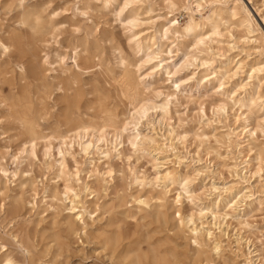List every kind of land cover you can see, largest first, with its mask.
I'll return each instance as SVG.
<instances>
[{
	"label": "rangeland",
	"instance_id": "1",
	"mask_svg": "<svg viewBox=\"0 0 264 264\" xmlns=\"http://www.w3.org/2000/svg\"><path fill=\"white\" fill-rule=\"evenodd\" d=\"M167 1L124 6L125 0H0V264L6 256L13 264H264V0H231L218 34L197 48L194 37L182 38L174 30L164 36L174 15L179 31L188 20L182 8L171 13ZM236 3L246 7L250 23L242 21L241 10L233 14L230 7ZM23 10L38 12L50 28L31 51L10 42L29 33L20 24ZM210 32L205 26L198 36ZM151 33L156 58L146 62L133 46V34ZM36 57L50 62L41 79L48 112L41 132H63L72 106L79 117L102 123L99 92L118 119L132 121L129 134L137 130L129 111L145 102L149 110L138 118L137 128L148 139L137 148L124 142L119 155L112 151L105 158L92 131L82 138L84 144L92 142L88 153L78 145L81 136H72L69 176L59 178L60 139H50V156H45L44 141L32 153L4 100L11 90L35 93L40 86V76L31 74ZM122 61L139 79L146 74L134 101L120 82ZM154 64L164 68L152 73ZM258 66L262 71L253 73ZM166 67L176 73L168 74ZM67 75L75 78L80 93L72 105L58 84ZM164 104L167 114L159 107ZM104 129L114 142L112 128ZM251 138L263 149L261 156L249 149ZM3 170L9 172L8 182ZM166 171L178 182L167 184L171 191L163 206L156 197L165 188L161 175ZM66 186L73 192L67 193ZM178 192L182 197L176 203ZM141 197L147 205L137 201ZM235 201V210L228 209ZM201 210L228 215L196 214L188 221L191 212ZM194 227L203 232L199 243ZM214 244L220 245L219 253Z\"/></svg>",
	"mask_w": 264,
	"mask_h": 264
},
{
	"label": "bare ground",
	"instance_id": "2",
	"mask_svg": "<svg viewBox=\"0 0 264 264\" xmlns=\"http://www.w3.org/2000/svg\"><path fill=\"white\" fill-rule=\"evenodd\" d=\"M135 1L136 0H125L124 6L131 4ZM230 2H231V0H168L167 4H168V8H169L170 12L175 13L178 9L182 8L185 10V12L188 16V20H187V23L184 27V30L179 31L178 29H176L174 27V26H176L175 24L179 22L177 16L174 15V17L169 21L172 24L170 26H165L163 29L164 30V36L166 37L169 31L174 30V33L177 34L178 36L182 37V38H184L185 35H187L188 37H194V45L196 46V48L199 47L201 44H205L207 37L210 38L212 34H218V29H219L220 25L223 23V20L225 18L224 15L226 13V9L229 6ZM207 4H210L211 7H209L210 11L205 15L203 13V10L206 9ZM230 8L234 11V13H233L234 15H237L239 13V11L241 10L242 12H244L246 14V16L243 17L242 21L248 22V23L251 22L252 19L250 18L249 12L247 11V9L244 5H239L236 3L233 6H231ZM19 20H20L21 26L27 27L29 33L26 34V36L24 38L22 36H16V37L12 38L10 40V42L12 44L17 43L21 48L24 47V48H26V50L31 51L33 49V47L36 45V43L39 41V39L42 36H44L46 33L49 32L50 28L47 26L48 21L45 20L44 18H42V16L38 12H34L33 10H23L20 14ZM205 26H209L211 29V32L207 35L202 34V35L198 36L199 29L205 28ZM52 27L53 26H51V28ZM153 35H152V33L149 36H141L140 34H133V37H135V41H134L133 46L139 52V54H140V52L142 54H144V56L146 57V60H145L146 62L152 61L156 58L155 56H153L155 54L154 43H153L155 38ZM151 41H152V43H151ZM12 44H10V45H12ZM7 47H8V45L5 46V48H7ZM179 52H180V50H179ZM185 54H186V52H185ZM87 58L91 59L90 56H87ZM61 60L64 61V58H62ZM75 61L77 62L76 58H75ZM96 62H97V60H96ZM203 63L207 64V63H211V62L205 60ZM48 64H50V62L47 60V58L44 61H42V60H39L37 57L34 59V62L32 63V70H31L32 76H37V77L40 76V78L38 79L40 81V86L36 88L35 93L32 94L27 88H22V90L18 93H14L11 90L10 94L8 96H6L4 100L8 102V105L11 109V112L13 113V116H15L16 119H18L20 121V124H21L22 129H23V133L26 136V144L32 148V153H34L37 144L40 141H44L46 143L45 144V156L46 157L50 156L51 155V149H52L50 139L53 138L54 136L56 138L60 139L57 153H58V155H60L59 159H61V160H59L56 163V165L58 166L57 170H58V177L59 178L64 179L66 181L68 179L67 177L69 176V172L67 170V164H66V155L69 154L70 150L73 149L72 138L77 139V136L78 137L81 136L80 137L81 140L77 139L78 145L81 146V149H83L85 151V153H88L89 149L92 147V142L90 141V142L84 144L82 142V138L85 137L86 135H88L90 133V131H92L93 134H95V136H96V145L95 146L99 151H101V153L104 154L103 157H105V158H109L112 151L118 152L117 154L119 155L121 152L119 151L118 147H119V145L124 144V142H128L132 147L137 148L141 141H145L148 139L146 136H142L141 133L139 132L138 128H137L138 127V118H144L147 115V112L149 110V108L147 107V104L145 102H141V103L138 102L137 104L135 103L136 105H134L132 111H129L130 112L129 115H131L130 117L131 118L135 117V119L137 120V122H135L133 124L134 129H137L136 132L129 134L127 131H128V129H130L129 127H130L132 121L124 119V118L118 119V117H117L118 115H116L113 110H110L108 108L106 97L103 96L99 92H97V94H96V100H97V104H98V112L101 115L102 123H96L94 121H91L88 118L83 119V118L79 117V115L76 114V112L72 106L68 115H66L65 123H64L65 129L63 132L61 130H59L58 128H57V130L50 132V134L49 133H43L44 130L41 132V128H42L41 127V125H42L41 120L45 121L47 113H48L47 107H46L45 102L43 100L47 94L46 93L47 85H45V82H42L41 79H42V76L43 77L47 76V74L45 72L47 70H50V68H48V66H47ZM122 64L124 66L123 74H122L123 78L120 82L123 85V90H124L125 95L129 98V100L133 99V101H134L136 99V95L141 90L142 79L146 78V76H145L146 74H142L141 75L142 78L139 79V76L137 75V71L135 69L131 68L130 65L125 63L124 61H122ZM59 65H60L62 71L65 72L66 70L63 69L62 65L61 64H59ZM161 67L162 66L160 64H154L150 67V69H152V73H153L157 69L159 71L160 69L164 68V67H162V68ZM139 69L140 68L138 67V70ZM169 69H170V67H166L168 74L173 75L176 73V71H170ZM260 71H262V68L260 66L252 68L253 73L260 72ZM20 76H22V79H24L26 74L21 70ZM252 78H254V77H252ZM62 79L63 80L60 81V83H58V84H61L60 88H64L66 90V92L68 93L69 104L72 105L73 103L76 102L77 98L80 97V93L74 87L76 80L74 77H72V75H70V76L67 75V77L62 78ZM258 81L261 82L259 79H258ZM118 83H119V81H118ZM179 83H181V81ZM202 85L206 86L207 83L206 84L203 83ZM179 86H180V84H177V87H179ZM132 104L133 103H131V105ZM159 107L164 110V113H166V114L168 113L167 104L161 105ZM154 108H157V106H154ZM221 108L223 109L224 107L221 106ZM137 115H140V117H137ZM104 128H112V130H113L112 133H113V136L115 137L114 142H112L111 140L110 141L108 140L107 135H106L107 129H104ZM255 131H256V129L249 131L250 136H253ZM250 141L251 142H249V145L250 146L252 145V146H251V148L249 147V149L252 152H254V154H256L257 156H261L263 149H261L260 147H258L256 144L253 143L254 142L253 138H251ZM109 145H110V147H109ZM68 147H70V149H68ZM52 167L53 166H51V168ZM3 172L6 175V180H7L6 182H8L10 179L9 172L6 170H3ZM107 173L110 174V171H107ZM95 174H97V173H95ZM77 175H78L77 172L72 174V176H77ZM15 176H16V173H13V177H15ZM161 176L164 179L165 188L162 189L161 191H159L156 199L161 202L160 205L165 206V204L167 203V200H168L167 195L171 191V190L167 189L166 187L168 185L170 186L171 184H175L176 182H178V176L171 171H166V173L162 174ZM132 177H134V176H132ZM144 178L141 180L140 179L138 180V178H136V180L138 182L144 184L145 182H147V180H145ZM154 180L155 181L159 180V176L154 177ZM179 183H181V181ZM183 185H184V188L186 189L187 185H188L187 181H184ZM151 186H154L153 182L151 183ZM86 187H88V185ZM66 191H67V193L73 192L71 190V188H69L68 186H66ZM185 191H186L185 193L188 194L187 193L188 190H185ZM47 192H49V190H47ZM75 197H79V196H77L75 194ZM143 197H141L142 199L138 198L137 201L141 204L147 205L148 200H147V198L143 199ZM181 197H182V193L178 192L177 197L175 198L176 203L181 200ZM187 197H194V194H190ZM135 203H136V201H135ZM238 203H239L238 201L233 202L229 206L228 209H230L232 211L235 210V209H233V207L238 205ZM204 209H206V208H204ZM207 213H211L213 215L214 219H217L219 217H223L224 219H226L227 215H228V213H219V212H213V211H208V210H204V211L201 210L198 213L193 211V212H191L188 221H193L194 216L196 214L204 216ZM78 214H80V213H78ZM178 215L181 217L180 212ZM199 225H201V224H199ZM192 231L194 232L195 241L197 243L201 242L202 238H203L202 229H198L197 227H194V228H192ZM208 234L210 235L211 232H208ZM214 245H215V249L217 250V253H219L218 250L220 249V245H218V244H214ZM3 264H13V261L10 257L6 256L3 260Z\"/></svg>",
	"mask_w": 264,
	"mask_h": 264
}]
</instances>
